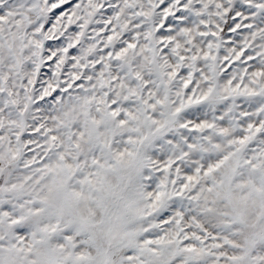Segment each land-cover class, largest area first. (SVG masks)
Segmentation results:
<instances>
[{"label": "snow or ice", "instance_id": "obj_1", "mask_svg": "<svg viewBox=\"0 0 264 264\" xmlns=\"http://www.w3.org/2000/svg\"><path fill=\"white\" fill-rule=\"evenodd\" d=\"M0 264H264V0H0Z\"/></svg>", "mask_w": 264, "mask_h": 264}]
</instances>
